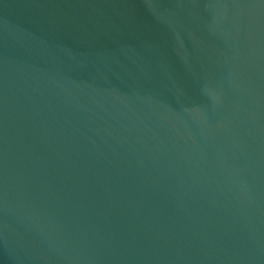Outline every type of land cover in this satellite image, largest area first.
I'll return each instance as SVG.
<instances>
[{"label":"water","instance_id":"1","mask_svg":"<svg viewBox=\"0 0 264 264\" xmlns=\"http://www.w3.org/2000/svg\"><path fill=\"white\" fill-rule=\"evenodd\" d=\"M0 264H264V0H0Z\"/></svg>","mask_w":264,"mask_h":264}]
</instances>
